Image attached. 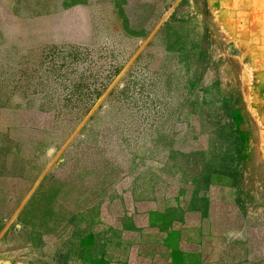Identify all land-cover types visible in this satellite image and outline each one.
Here are the masks:
<instances>
[{"label": "rangeland", "instance_id": "rangeland-1", "mask_svg": "<svg viewBox=\"0 0 264 264\" xmlns=\"http://www.w3.org/2000/svg\"><path fill=\"white\" fill-rule=\"evenodd\" d=\"M0 264H264V0H0Z\"/></svg>", "mask_w": 264, "mask_h": 264}]
</instances>
